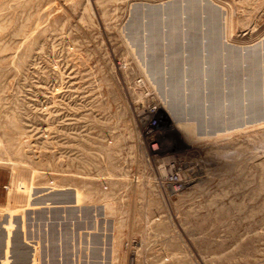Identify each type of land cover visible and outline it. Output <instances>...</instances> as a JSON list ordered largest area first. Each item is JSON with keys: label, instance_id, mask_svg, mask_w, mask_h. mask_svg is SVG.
<instances>
[{"label": "rangeland", "instance_id": "1", "mask_svg": "<svg viewBox=\"0 0 264 264\" xmlns=\"http://www.w3.org/2000/svg\"><path fill=\"white\" fill-rule=\"evenodd\" d=\"M177 1L0 0V168L17 198L78 191L55 214V263L264 264V123L240 128L229 104L240 82L264 88V0ZM219 26L226 43L207 48ZM170 95L206 139L168 120L152 156L138 116H165ZM173 154L177 195L160 170Z\"/></svg>", "mask_w": 264, "mask_h": 264}, {"label": "crops", "instance_id": "2", "mask_svg": "<svg viewBox=\"0 0 264 264\" xmlns=\"http://www.w3.org/2000/svg\"><path fill=\"white\" fill-rule=\"evenodd\" d=\"M12 182L6 169L0 168V264H58L52 258L53 249L58 247L55 214L64 210L72 214L80 207L72 202L37 203V199L32 200L34 195L31 199L17 198L11 189ZM7 185L10 188L6 192ZM51 193L37 191L35 194ZM57 193L73 199V192Z\"/></svg>", "mask_w": 264, "mask_h": 264}, {"label": "built area", "instance_id": "3", "mask_svg": "<svg viewBox=\"0 0 264 264\" xmlns=\"http://www.w3.org/2000/svg\"><path fill=\"white\" fill-rule=\"evenodd\" d=\"M138 122L142 127V137L146 149L152 156H157L161 149V139L165 132L168 124L167 115L162 114L158 106H150L145 111H142L141 115L138 116ZM185 161L180 155H168L162 160L160 170L166 174V181L168 189L172 195H177L185 190L188 185L187 178L185 177ZM70 191L78 196L77 189L73 187L55 189L50 188L46 190L50 192H65ZM75 207H79L78 201H76Z\"/></svg>", "mask_w": 264, "mask_h": 264}, {"label": "bare ground", "instance_id": "4", "mask_svg": "<svg viewBox=\"0 0 264 264\" xmlns=\"http://www.w3.org/2000/svg\"><path fill=\"white\" fill-rule=\"evenodd\" d=\"M193 2H197L196 0H184V1H181V2H171L168 6H167V8L169 9H171V8H174L175 6H177V4L179 5V7H182V8H184L185 10L187 9V6L189 7V6H191L192 4H193ZM181 8V9H182ZM221 29H223L222 27H220L219 26V28H218V32H219V34H218V32H216V39H217V44L214 42V41H212V40H209V42L207 41V43H206V45L205 46H207V48H211L212 50L214 49V48H217V46L218 47H221V46H223V43H226V42H224V32H222V36H221V34H220V32H221ZM210 33H212L211 31H209V33H207V34H210ZM220 37H222L221 38V40H220ZM264 42V41H263ZM264 44V43H263ZM264 48V45H262V49ZM257 50V49H256ZM234 53V51L232 52V55H231V57H230V61H234L235 59H236V57H237V55H235V54H233ZM175 54V53H174ZM173 54V55H174ZM176 55V54H175ZM238 58V57H237ZM156 71H158V69L156 68ZM155 71V72H156ZM237 82V81H236ZM250 82V81H249ZM249 82H248V84H247V89H248V92H252V90H250L249 89V86H250V84H249ZM197 84V83H196ZM243 84H246L245 82H240V84H237L236 85V88L234 89L233 88V90L234 91H236L235 92V94L233 93L232 95H231V97L229 98V104L231 105V108H233V109H240L241 108V105H242V102H241V95L239 94L240 92V90H239V88L240 87H242L241 85H243ZM264 85V84H263ZM260 86L261 85H259L257 88L259 89L260 88ZM193 87H191V89H192ZM196 89H197V85H196V87H195ZM258 92L256 93V95H248V96H246L245 97V100H244V102L245 101H247L248 103H247V105H245V109H248L249 111H255L254 113H256V115H255V117H253V118H255L256 119V116H257V112L259 111H261L262 110V105H261V99H262V97H263V94L261 93V91L259 92V90H257ZM169 94V93H168ZM248 94V93H247ZM167 95V94H166ZM171 96V97H170ZM170 96H165V97H163V99H161L162 100V104H163V106H164V108H165V111H166V115H167V120H169V122H171V123H173V125L176 127V128H179V129H181L183 132H184V135L186 136V137H190L191 139H193V138H199V139H206V137H204L203 136V134H197L196 133V124H194V123H192V122H190V120H184V119H178V116L176 117V110H177V106L175 105H172V102H175V101H177L178 99H180L179 98V96H177V99L176 100H174L175 98H176V96H175V98L174 97H172V95H170ZM177 102H175V104H176ZM229 105V106H230ZM194 106H197L195 103H194ZM215 106V105H214ZM175 107V108H174ZM164 110V109H163ZM168 122V126H169V128H172V127H170V123ZM172 125V126H173ZM173 126V127H174ZM199 135L201 136V137H199ZM206 136H209L210 134L209 133H206L205 134Z\"/></svg>", "mask_w": 264, "mask_h": 264}, {"label": "water", "instance_id": "5", "mask_svg": "<svg viewBox=\"0 0 264 264\" xmlns=\"http://www.w3.org/2000/svg\"><path fill=\"white\" fill-rule=\"evenodd\" d=\"M264 45V44H263ZM254 52V51H253ZM255 54H257V60L256 61V65L257 67H255V69L257 70L258 69V65L261 63V61H264V48L261 50V51H256L254 52ZM247 52H245V55L244 57L246 58V55ZM264 72V70L260 71V74L259 76L261 75L262 76V73ZM259 79V81H264V78H257ZM262 79V80H261ZM239 94L241 95V102H242V105H241V108L239 109V112L237 111V113L239 114H242V115H246L249 117L248 118H245L244 120H241L239 123H238V126L241 128L243 127H246V126H254V125H258V124H262L264 123V97L261 99V102L263 103V110L262 111H258L257 112V116H256V119L255 118H252L253 115L252 114H248L246 111H245V103H247V101L244 102L245 100V97L248 96V95H256V93L258 92L257 90L260 91H263V95H264V88L261 90L260 88H256L254 89L251 93L248 92L246 89H244V86L243 87H240L239 88ZM246 90V91H245ZM248 93V94H247ZM231 109V108H230ZM232 110V109H231ZM234 111V110H233ZM217 133V132H215ZM76 203V195L73 193V199H72V204H75Z\"/></svg>", "mask_w": 264, "mask_h": 264}]
</instances>
